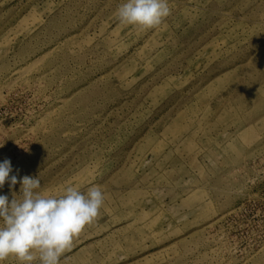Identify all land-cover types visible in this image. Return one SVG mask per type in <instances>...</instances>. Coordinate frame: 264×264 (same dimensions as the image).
I'll return each instance as SVG.
<instances>
[{
    "label": "rangeland",
    "instance_id": "rangeland-1",
    "mask_svg": "<svg viewBox=\"0 0 264 264\" xmlns=\"http://www.w3.org/2000/svg\"><path fill=\"white\" fill-rule=\"evenodd\" d=\"M124 2L0 0V162L104 191L60 264H264V0Z\"/></svg>",
    "mask_w": 264,
    "mask_h": 264
},
{
    "label": "clouds",
    "instance_id": "clouds-1",
    "mask_svg": "<svg viewBox=\"0 0 264 264\" xmlns=\"http://www.w3.org/2000/svg\"><path fill=\"white\" fill-rule=\"evenodd\" d=\"M122 25L144 30L160 26L171 15L169 0H125L115 13ZM2 147V146H0ZM9 159L0 162V189L5 183L20 191L0 195V264L15 257L18 264H60L75 239L99 216L106 200L102 188L93 185L86 191L69 184L59 196L41 191L40 176L18 180Z\"/></svg>",
    "mask_w": 264,
    "mask_h": 264
}]
</instances>
